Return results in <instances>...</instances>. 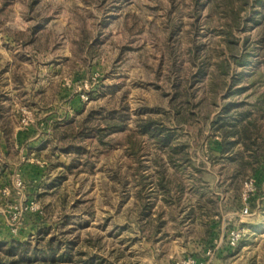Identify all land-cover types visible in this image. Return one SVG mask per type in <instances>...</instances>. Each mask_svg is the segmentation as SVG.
Masks as SVG:
<instances>
[{
    "label": "rangeland",
    "instance_id": "obj_1",
    "mask_svg": "<svg viewBox=\"0 0 264 264\" xmlns=\"http://www.w3.org/2000/svg\"><path fill=\"white\" fill-rule=\"evenodd\" d=\"M4 1L3 249L52 241L72 255L58 264H264V163L233 177L234 154H222L213 126L224 109L251 105L264 90L259 82L245 90L264 58L254 50L264 33L252 21L262 19L260 0ZM246 43L249 66L232 60L230 74H222L217 62ZM179 108L181 127L171 119ZM90 112L95 126L106 127V118L122 128L105 135V145L88 134L77 165L76 151L64 152L54 128ZM148 117L179 130L180 164L139 134ZM162 178L167 193L157 185Z\"/></svg>",
    "mask_w": 264,
    "mask_h": 264
},
{
    "label": "trees",
    "instance_id": "obj_2",
    "mask_svg": "<svg viewBox=\"0 0 264 264\" xmlns=\"http://www.w3.org/2000/svg\"><path fill=\"white\" fill-rule=\"evenodd\" d=\"M260 6L264 8V1H259ZM4 5H8V1H4ZM257 14H262L261 21H257L256 18H252L257 25H261V31L264 32V12H259ZM225 35L232 34V30L223 31ZM261 47L257 46L254 50L258 52L264 50V33L259 43ZM234 43L229 42L228 46L233 50ZM250 44L246 43V47L243 51L239 50L237 53L238 56H233V58H221L217 62V68L221 71L222 74L228 75L233 69V61L238 66H249V58L251 53L249 51ZM264 54V53H263ZM221 54L220 56H222ZM261 64L259 69L255 66L251 74V83L245 88V90H250L253 86H264V58L259 62ZM245 74H241L244 76ZM250 87V88H249ZM244 89H241L243 91ZM239 91V92H241ZM245 109H238V108ZM182 108V107H181ZM238 109V110H237ZM242 110V111H241ZM237 111L236 113H233ZM181 111L179 109H174V114L171 119L175 120L176 126L181 127L184 121L180 119ZM97 114L95 112H90L88 118L75 123L74 125L65 126L63 124H58L54 128L55 135L61 147H63L64 152H68L70 148H73L76 151L75 155L79 159L75 160L77 165L84 164L82 159H84V150L83 147L78 144L84 143L88 137V134H96L95 139L103 143V138L105 135L112 134L116 131H120L121 124L116 120H109L103 118L106 123V127H102L98 124L95 126V119ZM94 126L91 127L88 125L89 121H92ZM162 122L154 119L153 117H148L145 119H140L138 123V132L140 135H149L152 138L156 139L158 147L162 150L168 152V158L170 162L174 164L182 162L180 153L186 148L185 145L175 143V136L179 133L177 128H168L165 125H162ZM213 126L216 131L220 134V145L222 146V154L233 155L231 160L237 163V167L234 170L233 177L246 176L252 172H256L258 167L264 163V90L257 97L254 103L251 105H234L224 109L223 113L219 116L218 119L213 122ZM66 127V128H65ZM68 127V128H67ZM121 127V128H120ZM120 128V129H119ZM88 132V133H87ZM93 139V140H95ZM64 144V145H63ZM130 147L134 150L132 154H137L136 146L137 141L133 142ZM238 148L240 152H236ZM87 160L90 159V152H87ZM178 160V161H176ZM184 160L187 161L188 157L184 154ZM189 161V160H188ZM87 163L89 161H86ZM158 186H161L163 192L167 193L168 189L163 182V178L160 179L157 183ZM42 238L39 241V244H42ZM4 244H0V250L6 253V256L0 255V264H58L62 260L63 256L66 255L68 258H72V255L67 253H59L60 247L56 246L52 241L48 242L47 248L42 247L43 249L34 248V245L30 241L27 242H17L14 241L11 243L10 247L6 250L3 249ZM18 254L19 258H12L13 255ZM82 256V254H79ZM84 264H87V261H82Z\"/></svg>",
    "mask_w": 264,
    "mask_h": 264
},
{
    "label": "built area",
    "instance_id": "obj_3",
    "mask_svg": "<svg viewBox=\"0 0 264 264\" xmlns=\"http://www.w3.org/2000/svg\"><path fill=\"white\" fill-rule=\"evenodd\" d=\"M246 211H248V209H246ZM185 264H200V263L198 262V260H197L196 258H190V259H188V260L186 261ZM201 264H202V263H201ZM208 264H211V262H209Z\"/></svg>",
    "mask_w": 264,
    "mask_h": 264
}]
</instances>
